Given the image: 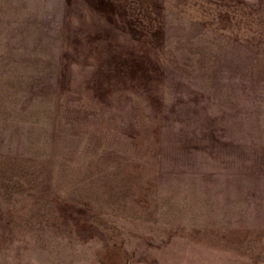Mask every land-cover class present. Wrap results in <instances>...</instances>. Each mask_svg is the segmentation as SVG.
I'll return each instance as SVG.
<instances>
[{
  "label": "rangeland",
  "instance_id": "374dc122",
  "mask_svg": "<svg viewBox=\"0 0 264 264\" xmlns=\"http://www.w3.org/2000/svg\"><path fill=\"white\" fill-rule=\"evenodd\" d=\"M0 264H264V0H0Z\"/></svg>",
  "mask_w": 264,
  "mask_h": 264
}]
</instances>
